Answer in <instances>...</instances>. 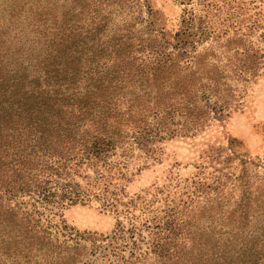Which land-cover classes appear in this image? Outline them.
I'll return each mask as SVG.
<instances>
[{"label":"trees","instance_id":"trees-1","mask_svg":"<svg viewBox=\"0 0 264 264\" xmlns=\"http://www.w3.org/2000/svg\"><path fill=\"white\" fill-rule=\"evenodd\" d=\"M61 7L0 0V264H264L261 183L201 185L181 208L123 201L138 158L238 105L260 49L191 9L171 34L148 0ZM93 201L118 216L108 234L63 219Z\"/></svg>","mask_w":264,"mask_h":264},{"label":"rangeland","instance_id":"rangeland-1","mask_svg":"<svg viewBox=\"0 0 264 264\" xmlns=\"http://www.w3.org/2000/svg\"><path fill=\"white\" fill-rule=\"evenodd\" d=\"M54 2L60 12L63 0ZM148 4L171 34L178 28L184 10L191 9L207 15L206 21L216 32L227 29L232 34L233 28H240L237 32L246 34L244 43L251 42L264 56V0H148ZM233 5H237L235 10ZM232 12L233 23L238 24L235 27L231 26ZM251 23L255 28L249 30ZM236 84L238 105L203 129L157 143L150 157L137 159V166H145L126 183L127 197L123 201L140 196L151 200L153 209L181 208L206 186L230 188L235 177L264 185V58L254 77ZM61 211L66 223L81 231L108 234L118 220L116 214L94 201ZM119 219L125 222L122 216ZM207 233L211 235L209 229Z\"/></svg>","mask_w":264,"mask_h":264}]
</instances>
